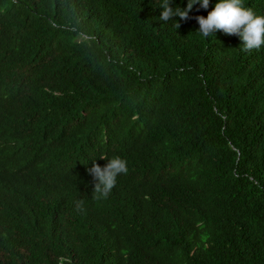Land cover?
Masks as SVG:
<instances>
[{
	"label": "trees",
	"instance_id": "trees-1",
	"mask_svg": "<svg viewBox=\"0 0 264 264\" xmlns=\"http://www.w3.org/2000/svg\"><path fill=\"white\" fill-rule=\"evenodd\" d=\"M218 2L0 0V264H264V45Z\"/></svg>",
	"mask_w": 264,
	"mask_h": 264
},
{
	"label": "clouds",
	"instance_id": "clouds-1",
	"mask_svg": "<svg viewBox=\"0 0 264 264\" xmlns=\"http://www.w3.org/2000/svg\"><path fill=\"white\" fill-rule=\"evenodd\" d=\"M170 4L169 0H163L159 17L161 21L167 22L174 17L186 21L194 5L200 4L202 8L207 9L209 0H188L186 8H173ZM195 19L199 24L198 31L204 38H209L215 31L221 30L229 35H238L244 51L259 49L264 45V16H257L251 9L243 7L241 0H219L207 17L200 15ZM175 27H180L179 22H176ZM101 159L107 160L105 166L101 167L93 161L92 167L87 171L96 181L94 192L107 197L116 185L117 177L127 174L128 168L127 162L119 156H101Z\"/></svg>",
	"mask_w": 264,
	"mask_h": 264
}]
</instances>
